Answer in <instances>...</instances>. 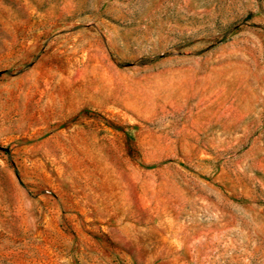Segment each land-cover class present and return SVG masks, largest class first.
Masks as SVG:
<instances>
[{"label":"rangeland","instance_id":"obj_1","mask_svg":"<svg viewBox=\"0 0 264 264\" xmlns=\"http://www.w3.org/2000/svg\"><path fill=\"white\" fill-rule=\"evenodd\" d=\"M0 264H264V0H0Z\"/></svg>","mask_w":264,"mask_h":264}]
</instances>
